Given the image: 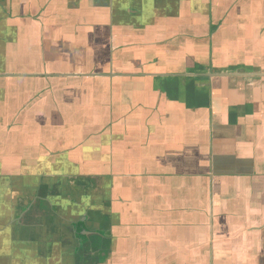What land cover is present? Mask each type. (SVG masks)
<instances>
[{"label":"crops","instance_id":"1","mask_svg":"<svg viewBox=\"0 0 264 264\" xmlns=\"http://www.w3.org/2000/svg\"><path fill=\"white\" fill-rule=\"evenodd\" d=\"M0 264H264V0H0Z\"/></svg>","mask_w":264,"mask_h":264}]
</instances>
